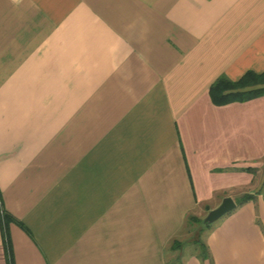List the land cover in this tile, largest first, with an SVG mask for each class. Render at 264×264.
<instances>
[{
	"label": "crops",
	"instance_id": "crops-1",
	"mask_svg": "<svg viewBox=\"0 0 264 264\" xmlns=\"http://www.w3.org/2000/svg\"><path fill=\"white\" fill-rule=\"evenodd\" d=\"M248 70L264 0H0V264H264V94H210Z\"/></svg>",
	"mask_w": 264,
	"mask_h": 264
},
{
	"label": "trees",
	"instance_id": "trees-1",
	"mask_svg": "<svg viewBox=\"0 0 264 264\" xmlns=\"http://www.w3.org/2000/svg\"><path fill=\"white\" fill-rule=\"evenodd\" d=\"M210 94L214 102L227 103L234 100H247L264 94V71H246L239 79L233 80L226 75L219 76L210 86ZM251 197L244 196L241 201ZM5 221L9 220V215L3 214ZM190 221H201L197 216H190ZM205 226L211 223L203 220ZM203 245V244H202ZM203 247H205L203 245Z\"/></svg>",
	"mask_w": 264,
	"mask_h": 264
},
{
	"label": "water",
	"instance_id": "water-1",
	"mask_svg": "<svg viewBox=\"0 0 264 264\" xmlns=\"http://www.w3.org/2000/svg\"><path fill=\"white\" fill-rule=\"evenodd\" d=\"M237 203L231 196H227L223 201L215 208L211 209L205 216V221L212 223L220 219L223 215L233 210Z\"/></svg>",
	"mask_w": 264,
	"mask_h": 264
},
{
	"label": "rangeland",
	"instance_id": "rangeland-1",
	"mask_svg": "<svg viewBox=\"0 0 264 264\" xmlns=\"http://www.w3.org/2000/svg\"><path fill=\"white\" fill-rule=\"evenodd\" d=\"M205 216L201 218V221L193 223V226L190 227L189 235L187 242H195L196 240H200L203 233L206 231V226L203 223Z\"/></svg>",
	"mask_w": 264,
	"mask_h": 264
}]
</instances>
